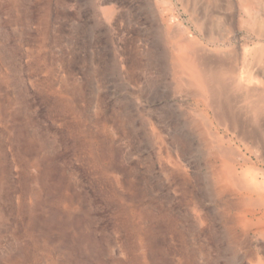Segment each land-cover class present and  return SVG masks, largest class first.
Wrapping results in <instances>:
<instances>
[{
  "label": "rangeland",
  "instance_id": "374dc122",
  "mask_svg": "<svg viewBox=\"0 0 264 264\" xmlns=\"http://www.w3.org/2000/svg\"><path fill=\"white\" fill-rule=\"evenodd\" d=\"M258 17L240 0H0V264H264L248 202L264 191L246 182L264 179ZM169 27L211 60L232 52L209 65L239 79L235 121L179 81Z\"/></svg>",
  "mask_w": 264,
  "mask_h": 264
},
{
  "label": "bare ground",
  "instance_id": "6f19581e",
  "mask_svg": "<svg viewBox=\"0 0 264 264\" xmlns=\"http://www.w3.org/2000/svg\"><path fill=\"white\" fill-rule=\"evenodd\" d=\"M240 3L243 6L244 10H246L247 12L248 15L247 22L249 23V25H251V27L257 31L261 30L262 22L258 17V11L260 10V8L264 7V0H240ZM110 14H111V10H107L105 12L106 16H109ZM165 31H166L165 32L166 37L167 38L170 37L172 39L171 66L174 68V70L177 71L179 70L184 76L179 81L183 82V84L187 87V89L193 92L192 93L193 96L200 98L203 97V99L205 100L204 106H206L207 108L206 113L210 111L214 120L217 121L220 119H224L225 117L231 116L235 121L237 115L238 114L240 115L241 113L239 110L237 112L232 104L233 98H236V90L233 88V82L239 79L232 78V80L231 79L229 80V77L226 76L227 72L225 70H221V69L217 70L215 68L210 67L209 65L210 63L213 62H215V64L222 63L223 65L225 61L231 62L233 56L232 52L227 54L228 55L227 59L225 58V56H222L221 58H216L213 56L214 58L211 60L212 55L211 56L208 55L207 52H206L207 54H205V51L204 53H202L199 46L197 45V42L193 41L192 39H187L183 37V33L180 32L179 30L177 29L172 30L169 27V30H165ZM250 59H251L250 60L251 64L264 68L263 49L254 48L253 55ZM242 79L245 82L247 81V77L245 78L243 77ZM250 90L252 89L245 88L243 97L249 98L250 95L248 92ZM261 106L262 104L259 99H256L255 102H251L250 104L248 103V108L253 112L252 115L257 120L260 119V116L262 114ZM221 125L222 123L220 124V126ZM206 127L208 129V135L210 137L212 148L215 151L213 155L223 160V168H225V166H228V162H230L233 158L235 159L236 156L237 158H240L239 154L237 155L236 151L232 150L227 142L223 141L215 133L209 132V126L207 123H206ZM225 158H226V162H225ZM258 174L259 173H257V171H253V170L247 173L246 182L249 184V189L251 190L260 189L264 191V179L262 181H258L257 180ZM216 180L220 185V189L225 190V177L219 176L216 178ZM248 202L249 204L253 203L255 205H259L264 210V198H257L252 201L251 199H249ZM261 219L264 220V215L257 221H260Z\"/></svg>",
  "mask_w": 264,
  "mask_h": 264
}]
</instances>
